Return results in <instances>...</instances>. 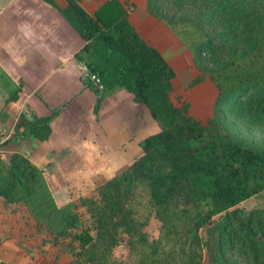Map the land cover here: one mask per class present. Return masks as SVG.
<instances>
[{"label":"trees","instance_id":"16d2710c","mask_svg":"<svg viewBox=\"0 0 264 264\" xmlns=\"http://www.w3.org/2000/svg\"><path fill=\"white\" fill-rule=\"evenodd\" d=\"M55 8L83 40L74 55L98 82L84 80L96 96L125 89L145 106L158 131L139 146L142 154L97 186L80 204L92 219L74 235L79 250L69 264H264V210L245 214L238 206L264 191V150L239 139L226 117L264 127V0H148L200 71L189 85L208 78L217 90L213 113L203 124L181 97L173 102L175 73L123 17L103 26L76 0ZM18 90L13 94L16 100ZM57 114L28 119L21 114L15 137L46 141ZM44 204L76 226L70 204L58 208L43 171L21 154L0 156V198L5 206ZM43 203V202H42ZM158 223L151 235L150 220ZM63 221V220H62ZM204 231V235L201 231ZM67 237L66 231H61ZM124 243L128 260L114 249Z\"/></svg>","mask_w":264,"mask_h":264},{"label":"crops","instance_id":"0c3cea01","mask_svg":"<svg viewBox=\"0 0 264 264\" xmlns=\"http://www.w3.org/2000/svg\"><path fill=\"white\" fill-rule=\"evenodd\" d=\"M54 1L63 7L67 0ZM76 1L106 27L125 17L170 65L173 87L176 72L194 65L171 30L150 13L148 0ZM83 44L50 4L0 0V156L7 162L18 153L41 169L56 206L79 202L125 169L142 154L140 142L157 128L145 106L135 103L125 89L106 93L95 112L96 96L85 87L81 66L74 59ZM215 89L205 79L192 89L197 97L192 90L186 93L191 113L202 123L213 113ZM53 112L57 114L46 141L14 136L21 114L32 120ZM60 192L65 197L59 205ZM253 197H264V191ZM9 211L0 198V264H30L25 249L7 240L10 228L3 219H9Z\"/></svg>","mask_w":264,"mask_h":264},{"label":"rangeland","instance_id":"374dc122","mask_svg":"<svg viewBox=\"0 0 264 264\" xmlns=\"http://www.w3.org/2000/svg\"><path fill=\"white\" fill-rule=\"evenodd\" d=\"M198 71V68L192 65L176 72L177 79L174 83L173 91V102L175 104L180 101L179 97L189 102L186 93L189 90L188 93H190L193 87L196 86H190L189 84L195 79V73H198ZM84 77L83 74V80H85ZM206 79L210 81L208 78ZM176 83L184 87L177 86ZM210 83L212 82L210 81ZM194 90L192 91L195 97H197L198 95ZM226 118V124L234 135L245 143L264 150V127L254 128L248 126L233 115H229ZM205 123L206 121L203 122V124ZM156 131H158V128H155L152 132ZM140 154L141 150L139 151ZM36 197V200L31 201V204L28 206L22 205V203L9 205L10 217L9 219H3L6 225L8 224L7 228H10L8 231L10 235L7 240L12 239L25 249L30 264H69L73 261V253L79 250V243L73 239V236L86 228H90L92 219L80 202L70 204L71 208H69L68 213L77 214L79 218L76 226L65 230L66 217L60 216L57 210L50 208L48 204H44V201L38 195ZM61 197H65V192H60L56 195V202L59 205L61 204ZM62 206L64 205L57 207L60 208ZM238 209L242 210L245 214L253 209H264V197H252L241 203ZM157 227L158 223L154 219H151L147 230L151 235H154ZM62 230L68 233L67 237L64 238L60 235ZM92 230L91 234L93 235L94 231ZM201 234L204 235L203 230ZM114 255L119 260H128V251L124 243H121L114 249ZM236 258V262L240 264L241 259L237 255ZM204 259L203 264H211L206 256Z\"/></svg>","mask_w":264,"mask_h":264},{"label":"built area","instance_id":"2783aa9c","mask_svg":"<svg viewBox=\"0 0 264 264\" xmlns=\"http://www.w3.org/2000/svg\"><path fill=\"white\" fill-rule=\"evenodd\" d=\"M81 66V71H82V77H83V74H84V79L85 80H91L93 82H98V80L93 76V75H90L87 70L85 69V67H83L82 65Z\"/></svg>","mask_w":264,"mask_h":264}]
</instances>
